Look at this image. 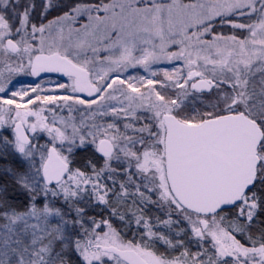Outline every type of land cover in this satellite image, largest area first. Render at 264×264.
<instances>
[{"label": "snow or ice", "instance_id": "snow-or-ice-1", "mask_svg": "<svg viewBox=\"0 0 264 264\" xmlns=\"http://www.w3.org/2000/svg\"><path fill=\"white\" fill-rule=\"evenodd\" d=\"M0 264H264V0H0Z\"/></svg>", "mask_w": 264, "mask_h": 264}]
</instances>
